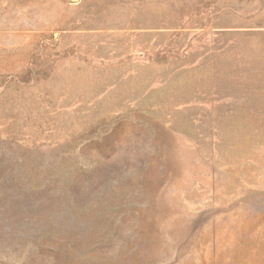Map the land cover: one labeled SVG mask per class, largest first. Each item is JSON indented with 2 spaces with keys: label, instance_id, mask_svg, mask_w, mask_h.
Masks as SVG:
<instances>
[{
  "label": "rangeland",
  "instance_id": "1",
  "mask_svg": "<svg viewBox=\"0 0 264 264\" xmlns=\"http://www.w3.org/2000/svg\"><path fill=\"white\" fill-rule=\"evenodd\" d=\"M0 264H264V0H0Z\"/></svg>",
  "mask_w": 264,
  "mask_h": 264
}]
</instances>
